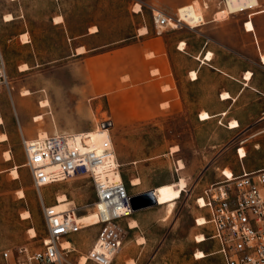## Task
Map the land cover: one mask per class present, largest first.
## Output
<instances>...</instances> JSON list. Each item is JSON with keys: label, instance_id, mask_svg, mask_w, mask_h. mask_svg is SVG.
Segmentation results:
<instances>
[{"label": "rangeland", "instance_id": "obj_1", "mask_svg": "<svg viewBox=\"0 0 264 264\" xmlns=\"http://www.w3.org/2000/svg\"><path fill=\"white\" fill-rule=\"evenodd\" d=\"M259 3L257 10L264 9V0H259ZM153 10L178 17V10L172 9L167 0H0V45L11 82L10 89L0 86V118L3 120L0 125V252L21 246L41 249L43 240L48 236L39 191L26 166L24 140H34L42 131L48 135L90 132L100 122L110 118L104 101L97 108L87 102L89 118L78 112L74 105L78 80L67 66L59 65L53 68L54 72L50 70L47 73L60 76L50 93L24 95L25 86L44 84L45 88V70L52 68L49 63L55 62L54 65H57L59 62L56 61L66 55L67 47L72 50L68 36L85 39L87 46L96 48L92 52H97L130 42L144 28L156 33ZM213 12H217L215 19L219 22L211 25H221L233 24L234 20L248 22V14L253 11H245L233 18L227 12L226 5L222 4L219 8L215 7ZM223 13L228 15L220 17ZM201 14L204 17L202 9ZM53 15L60 16L55 19L57 23L64 20L60 28L53 25ZM254 17L255 24L262 30V35L258 36L264 52V15ZM224 19L228 21L223 22ZM188 27L182 22L178 29L167 28L164 32H185L192 39V45H185L184 50L193 54V31H189ZM90 32L94 34L89 35ZM29 40L32 42L23 44ZM201 41L196 38L195 45L199 47ZM80 42L75 41V44ZM231 47L244 57L240 61L244 60L247 72L255 75L252 86L264 92V67L259 64L258 49L250 45L248 38L243 42L241 36L237 35ZM216 53L225 59L236 57L227 47H218ZM25 63L32 68L30 71ZM191 65L193 58L190 55L177 61L183 106L180 112L134 127H113L110 130L122 177L131 196L176 182L181 177L187 182V193L184 192L176 202L167 219V206L156 205L134 212L122 221L126 236L112 264L133 263L130 257L135 256L139 259L138 264H222L219 256L196 258L199 250L209 252L214 248L210 241L199 244L196 241L199 234L206 232V228L196 224L204 212L198 209L196 200L212 183L223 179V170L232 168L236 173L240 172L236 150L242 146L241 139L250 137L243 145L248 152L247 162L252 166H264V126L258 125L245 135L237 136L225 127L226 120L222 124L218 118L207 121L199 119L200 111L220 109L217 93H205V90L213 91L221 80L213 78L201 87H193L191 75L186 79V69ZM19 66L21 72H28L18 75ZM20 86L23 92L14 93V88ZM43 101H48L49 106L41 107ZM242 102L240 111L248 121L257 116L262 108L254 93L246 94ZM261 102L264 103L263 100ZM41 114L44 119L35 121ZM3 138L7 140L2 141ZM173 148L179 152L171 155L170 152L175 153ZM8 152L11 154L10 160L6 155ZM178 161L180 168L176 166ZM181 162L184 169H181ZM16 168L18 176L14 174ZM177 169H181L180 172H176ZM134 178H140L141 184L132 186L131 180ZM60 193L68 195L80 216L89 214L94 224L98 223L97 212L94 211L96 194L91 178L78 176L41 191L45 204L53 207ZM26 212L31 216H25ZM135 220L138 228L132 227ZM32 229L36 231L35 237L31 234ZM101 229L102 225L84 227V233L73 235L77 239L71 246L76 250L68 254L71 264H83V258L87 259ZM85 264L95 263L86 261Z\"/></svg>", "mask_w": 264, "mask_h": 264}, {"label": "crops", "instance_id": "obj_2", "mask_svg": "<svg viewBox=\"0 0 264 264\" xmlns=\"http://www.w3.org/2000/svg\"><path fill=\"white\" fill-rule=\"evenodd\" d=\"M167 2L170 3L172 9L177 10L195 3L200 5L205 17H203V22L197 27H188L189 31H193V54L185 51L186 49H180L182 43H185L186 47L192 45V39L182 31L164 32L161 35H157L154 31L147 29L143 34L138 33L130 42L116 48L97 52H92L96 48L87 46L85 39L80 37L71 38L68 36L67 41L72 45V50L70 51L69 47H67L66 55L56 61L59 62L57 65H54L55 62L49 63L52 64V68L45 70V88H43L44 84H37V87H33L32 85L25 86L24 90H29L31 93H50L56 85V80L60 79L57 73H53V68L59 65L67 66L78 80L76 86V102L74 105L78 109V112H82V116L89 118L87 102L97 108L100 102L104 101L106 111L113 122V127H134L181 111L183 108L182 91L178 76L179 69H177V61L186 55H190L193 58V65L186 69V79L189 78L192 72L197 73V79H191L193 87L195 85L201 87L207 84L209 79L219 78L221 80L214 87L213 91L208 90V88L205 90V93H217L216 98L220 105V109L217 111L204 110L213 116L212 119L218 118L222 124L226 120L225 127L237 136L245 135L247 131L258 125L264 126V103L261 102V100L264 101V92L259 87L252 86L251 81L255 76L254 74L250 81L245 79L246 74L251 71L247 72L244 60L240 61V58L244 59V57L238 50L231 47L235 42L236 35L238 37L241 36L243 42L248 38L250 45L254 49H258L259 64L264 67L261 59L264 52H262L258 36L262 35V30L260 26L257 27L255 24V17L253 18L255 31L248 32L246 29L247 21L240 23L239 20H234L233 24L211 25L219 22L215 19L217 12L213 11L215 7L219 8L222 4L225 6L224 0H167ZM244 13H233L231 16L235 18ZM225 15H228V13H223L220 17ZM262 15L264 13L258 16ZM248 16L249 21L251 18L250 13ZM58 17L60 16L53 15L52 22L55 27L60 28L64 20L61 23L55 22V19ZM61 18L63 19L62 16ZM226 21L228 20L224 19L223 22ZM91 34L94 33L90 32L89 35ZM196 38L202 40L199 47L195 45ZM78 40L79 42L80 40L82 41L75 44V41ZM31 42L29 40L27 43L23 42V44H29ZM220 46L227 47L236 57L225 59L218 56L216 52ZM79 48L83 49V52H79ZM210 52L213 54L212 60H207L206 57ZM234 59L236 60L234 61ZM21 66L18 67V75L32 69L28 65L30 69L21 72ZM37 67H40V65H37ZM50 70H53L51 72L53 74H47ZM14 89V93L23 92L22 86L19 88L15 87ZM226 92L230 93L231 98H222V94ZM248 93H254L260 101L258 105L262 106L257 116L250 121L246 120L240 111L243 104L242 101ZM233 120H237L240 127L230 129L229 125ZM258 134L259 132L252 135L251 138ZM249 139L250 137L241 139L240 145L242 146H239L236 150L241 168L240 172L236 173L232 168H229L236 174H240L242 169H245L247 172L264 169V166H252L251 163L247 162L248 152L243 145ZM242 148L245 152L243 157H241L242 154L240 152ZM177 152H170V154H176ZM176 166L180 168L179 161ZM246 166H248L249 170ZM178 170L180 172L181 169ZM79 233H84V231L81 230L74 235ZM75 239H77V236L73 237V235L68 238L71 246L74 245ZM73 250H76V248ZM130 259L133 261L130 264L139 263V259L136 256L133 258L130 257Z\"/></svg>", "mask_w": 264, "mask_h": 264}, {"label": "built area", "instance_id": "obj_3", "mask_svg": "<svg viewBox=\"0 0 264 264\" xmlns=\"http://www.w3.org/2000/svg\"><path fill=\"white\" fill-rule=\"evenodd\" d=\"M153 20L157 35L167 28L182 26L177 17L160 10H153ZM0 86L11 88L1 45ZM98 128L109 133V138L99 144L90 134H54L24 140L26 166L39 191L48 236L41 249L21 246L1 250L0 264H71L68 254L73 249H64L63 242L83 230L76 220L78 209L71 206L67 212L58 213L53 206L45 204L41 191L78 176H87L93 182L94 209H98V203L104 206L99 212L98 225H102V229L87 260L95 264L113 263L126 236L122 221L134 211L110 135L113 122L109 118L100 122ZM230 170L231 176L223 170V179L212 183L196 200L198 209L204 211L201 217L204 222L199 225L196 220L198 227L206 228L203 233L206 240L202 243L210 241L214 246L213 250L205 252L206 258L219 256L222 264H264V169L254 172L242 169L240 174Z\"/></svg>", "mask_w": 264, "mask_h": 264}, {"label": "bare ground", "instance_id": "obj_4", "mask_svg": "<svg viewBox=\"0 0 264 264\" xmlns=\"http://www.w3.org/2000/svg\"><path fill=\"white\" fill-rule=\"evenodd\" d=\"M224 2H225V5H226L227 12L229 14L252 10L253 12L250 14L251 20H249L246 23V29H247L248 32L255 31V26H254V23H253L252 19H253L254 16H257V15H260V14L264 13V9L257 10V8L260 7L259 0H224ZM177 18L179 19L180 22H184V23L188 24L192 28L199 26L203 22V15L201 14L200 5L198 3H195V4H192V5H189V6H186L184 8L179 9ZM146 31H147V29L144 28L141 31V34L145 33ZM185 45H186L185 43H182L180 45V49L184 50V46ZM79 52H83V49H79ZM212 56H213V54L210 52L207 55L206 59L207 60H212ZM261 59H262V62L264 63V54L262 55ZM191 78L194 79V80L197 79V73L196 72H192ZM251 78H252V74H251V72H248L246 74V78L245 79L247 81H250ZM30 94H31V92L28 91V90H26L24 92V95H30ZM222 98L223 99H229V98H231V95H230V93L226 92V93L222 94ZM48 106H49V102L48 101L41 102V107L46 108ZM225 115H226V113H225ZM212 118H213V116H211V114L208 113L207 111H203L200 114V119L202 121H207V120H210ZM43 119H44V115L41 114V115H38L35 118V121L38 122V121L43 120ZM2 124H3V120L0 118V125H2ZM229 127H230V129H236V128L240 127V124H239V122L237 120H233V121H231ZM81 134H90V137H92L93 141L95 143H97V144L101 143L104 139L109 138L108 131L100 129V128L95 129V130L90 131V132L78 133L77 136H81ZM46 136H49L48 133L45 132V131H42V132H40L38 134L37 138L38 137L44 138ZM6 140H7V138H3L2 139V141H6ZM30 141H32V140H30ZM173 151L175 152V151H177V149L173 148ZM240 152H241L242 156L245 155V152H244L243 148L241 149ZM6 155H7L8 159L10 160L11 159V154L8 152ZM180 165L182 166L181 169H184V167H185L184 164L182 163ZM224 171H225V174L227 176H231L232 175L231 170L225 169ZM14 174L16 176L19 175L18 168H16L14 170ZM140 184H141V179L140 178H134V179L131 180V185L132 186H138ZM186 186H187L186 179L181 177V179L176 181V182L169 183V184H163V185H160V186H158V187L153 189V192H154L155 197H156L157 205H159V206H167V208H168L166 219L172 214V212H173V210L175 208L176 202L179 199L182 198L183 193L184 192L187 193V191H185ZM22 194H24V192H22ZM56 201H57V203H56V205H54V209L58 213L67 212L70 209V207L72 205H74V202L69 199V197H68V195L66 193L58 194ZM200 204H203L202 200L200 201ZM100 210L103 211L104 210V206L102 204L98 203V209L94 210V211L97 212V220H98L97 224H94L93 218L89 214L82 215V216L77 215L76 216V220L83 227V229H84V227L88 228V227H92V226L98 225L99 224V219H100V216H99ZM25 216L30 217L31 214L29 212H26ZM203 222H204L203 218H200L198 220L199 225H201ZM132 227L133 228L138 227V223L136 222V220L132 223ZM31 234H32V236L35 237L36 236V231L34 229H32L31 230ZM205 240H206V237L203 234H199L196 237L197 243H202ZM63 248L64 249L71 248L70 241L63 242ZM205 257H206V254L202 250H199L196 253V258H198V259H204ZM86 261L88 262V260L86 258H83V264H85ZM78 264H81V262H79Z\"/></svg>", "mask_w": 264, "mask_h": 264}, {"label": "water", "instance_id": "obj_5", "mask_svg": "<svg viewBox=\"0 0 264 264\" xmlns=\"http://www.w3.org/2000/svg\"><path fill=\"white\" fill-rule=\"evenodd\" d=\"M156 197L153 190L131 197V206L134 212L156 206Z\"/></svg>", "mask_w": 264, "mask_h": 264}]
</instances>
